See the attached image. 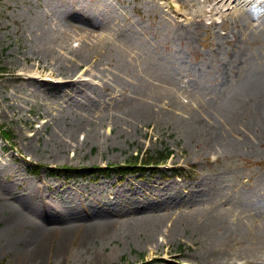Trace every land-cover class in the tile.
Listing matches in <instances>:
<instances>
[{"label":"rangeland","instance_id":"rangeland-1","mask_svg":"<svg viewBox=\"0 0 264 264\" xmlns=\"http://www.w3.org/2000/svg\"><path fill=\"white\" fill-rule=\"evenodd\" d=\"M228 3L0 0V124L13 134L10 146L0 139V164L7 166L0 172V262L141 264L152 260L150 264H168L165 257L181 253L173 264H207L197 249L198 235L193 234V227L182 225L178 227V239L159 241L157 248L154 240L164 237V233L150 239L152 229L120 225L114 229V239L99 237L85 245L81 244L80 229L68 233L71 235L63 247L61 234L55 231L43 257L28 253L24 239L45 226L41 212L46 214V203L78 205L79 201L121 188L129 190L124 191L127 195L137 191L131 200H140L136 208L154 206L161 200L165 206L177 193L185 196L186 192L192 197L201 195L206 201L217 200L214 205L222 219L220 225L228 226L237 217L242 228V234L236 231L226 241L229 255L236 253L247 264H264V129L252 127L253 107L242 109L236 121L229 120L230 108L248 97L253 78L264 75V24L258 22L262 18L264 22V0H237L232 6ZM74 8L82 14H74ZM86 15L101 21L85 31L67 26L68 22L84 21ZM248 18L252 25L246 23ZM48 27H56L57 35L67 30L70 46L84 44L91 50L83 63L66 64L77 68L76 75L94 78L96 83L90 88L95 90L92 94L96 100L79 102L82 96L69 95L75 91L66 87L70 86L65 84L66 78L59 82L60 75H53L52 81L45 79L55 68L45 66L63 56L60 52L52 56L44 49L42 42ZM217 32L223 35L222 41H217ZM52 35L56 33L52 31ZM25 51L30 56L27 60ZM35 52L41 55L37 57ZM94 52L99 58L96 63L105 72L112 70L106 81L90 75V70L84 71L95 61ZM21 67L37 79H16L14 70ZM80 87L86 89L83 84ZM30 93V99L36 101L33 113L27 110L30 103L21 100ZM252 99L248 97L250 104ZM13 100L19 108L10 118L6 116L10 111L7 106ZM147 101L154 103L148 106L151 119L142 123L127 118L126 109ZM48 106L54 117L47 118L58 123L55 129H78L79 148L75 146L77 140H70L71 144L61 150L62 139L50 134L53 126L44 127L42 120L48 116ZM246 132L255 139L252 145H227L243 139ZM86 137L90 140L84 143ZM28 154L31 160L26 159ZM136 156L155 158L159 166L123 177L117 166ZM108 165L114 168H101ZM51 167L55 170L51 171ZM173 167H183L185 173L174 175ZM129 178L133 182H128ZM21 195L25 198L20 200ZM119 200L128 202L124 197ZM255 201L257 211L250 212ZM202 206L190 200L174 211L201 217L209 214ZM196 207L199 208L194 210ZM58 222L71 225L66 220Z\"/></svg>","mask_w":264,"mask_h":264},{"label":"bare ground","instance_id":"bare-ground-1","mask_svg":"<svg viewBox=\"0 0 264 264\" xmlns=\"http://www.w3.org/2000/svg\"><path fill=\"white\" fill-rule=\"evenodd\" d=\"M229 3L226 5L232 6L234 3H236L237 0H228ZM223 5L225 3H222ZM213 9H215L213 7ZM212 9V11H214ZM74 14H82L81 10L78 8L73 9ZM235 11V10H234ZM256 17V16H254ZM69 18V16H67ZM261 21H257L259 23L264 24L263 18L260 19ZM101 20L94 19L91 16L85 17L84 21H81L79 23L73 24L71 22H68V27H76L78 30H90V26H97L100 23ZM215 21V20H214ZM247 24L252 25V20L250 18L247 19ZM89 26V27H88ZM88 27V28H86ZM46 37L44 36V41L42 42V45L46 52H50L52 56L55 55V53H62L63 56L59 58H53L52 61L46 65L45 67L50 68L55 66V68H52L51 72L49 73V77L45 78L47 81H52V76L57 74L60 75L59 82L63 83L65 80L62 78H66L68 81L65 82L67 88L74 90L75 94L68 93L72 97L76 98V94L82 96L81 99H79V102L82 99L85 100H96L97 97L92 94L96 93L95 90L90 88L93 84L96 82H90L85 77H88V74L81 73L80 75H76L75 69H77L75 66L68 65L66 62H72V61H78V65L83 63L84 59L91 53V50L87 48L84 44L79 45V47L74 48L73 46L69 45V37L67 30H63L60 35H57L58 30L56 27H48L46 28ZM44 31H41V34L44 35ZM52 31L56 33V35H52ZM218 33V32H217ZM217 41H222L223 35L218 33ZM221 36V37H220ZM95 44V43H94ZM94 44L93 47L95 46ZM220 43L218 42L217 45ZM65 50V51H64ZM64 51V52H62ZM90 52V53H89ZM95 53V52H94ZM93 53V54H94ZM69 54V56L67 55ZM34 55L39 57L41 54L38 52H35ZM24 59L27 60L30 56L25 51V54H23ZM94 57L96 58L95 61H92L91 67L87 68L84 71L90 70V75L93 76V74L96 77H99L102 80H105L106 78H109V74L112 73V70L109 69L108 72H105V68L100 67L96 62H99L98 53L94 54ZM17 61H19V58L17 57ZM39 63V62H38ZM36 66V65H35ZM40 67V65H37ZM25 68H20L15 71L16 79L22 80V81H31L36 80L37 77L33 74L24 72ZM76 77V78H75ZM74 80V81H73ZM73 81V82H71ZM85 81V82H81ZM87 81V82H86ZM106 81V80H105ZM71 82V83H70ZM83 84L86 86V89H83L80 87V85ZM43 85H47V82H44ZM107 87V85L105 86ZM32 94H28V97H22V102L29 104L30 107L27 108V110L30 113H33L35 110L33 106L36 104V101L31 100L30 97ZM248 97H252L254 100L253 103L248 102ZM248 97L244 100H241L236 106L235 104L230 108L229 113V120H235L238 115H240V111L247 107H253V113L250 118V122L252 124V127L257 129L259 126H262L264 129V75L258 74L257 79L253 78L251 85H250V93H248ZM19 98V97H17ZM154 104L153 102L147 101L142 106H135L131 107L129 109H126V116L128 119L134 118V120H148L152 118V114L150 112V108L148 106H151ZM235 106V107H234ZM105 107V106H104ZM8 109H10V113L8 112L6 114L7 117H13L11 116V113H15L18 111V108L16 106L15 100L11 101L8 106ZM50 106H48V116H45L42 120L46 126L52 125L53 130L50 133L53 137L55 134L62 139V144L64 145L61 150L67 146H69L70 140H77L76 142V148H79L81 146V143L78 139L77 132L78 129L71 126L69 128L63 127L59 129L57 128L58 123L56 124L52 122V118H47L49 116L54 117V114L49 110ZM113 116V113L111 114ZM27 121L32 122V119L28 118ZM131 120V119H130ZM236 121V120H235ZM144 122V121H143ZM142 122V123H143ZM29 124V123H28ZM31 124V123H30ZM137 122H134V125H137ZM243 125L246 126L245 130H248L247 127L249 125L244 121ZM40 127V126H39ZM38 127V128H39ZM80 128H84L82 125ZM90 129H93V126L90 125ZM113 129V127L110 129V131ZM190 136H199L195 133H191ZM90 139L89 137L84 138L83 142L86 143ZM254 137L252 135H249V133L246 132L243 139H238L237 142L233 141L232 145L227 144L229 147L237 148L239 146H247L253 144ZM209 142L206 141V145ZM74 145V144H72ZM60 150V152H61ZM26 159H32L30 157V154H28V157ZM7 166L5 164H0V172H3L5 170H2L3 168H6ZM7 169V168H6ZM128 182H133L130 178L128 179ZM127 190H122L121 188H117L116 190H112L109 195L104 196H96L94 198H91V200L83 201L81 206H83V209L86 212H91L93 214L96 213V215H92L90 217H84L81 214H78L76 212L74 213H66L62 219L59 218L57 215H49V214H43L41 212V216L45 221V226L41 227L42 229L39 231H36L29 236H27L24 239V244H26V250L28 253L32 256L37 257H43L45 254V247L48 244V242L52 239V237L57 234L56 232H60L61 234V240L60 245L63 247L66 244V241L69 239L70 235L75 230H82L81 232V244H87V242L91 239H97L99 237L106 238V239H114L117 235V231L114 229L117 226L120 225H132V226H139V227H146L148 229H152L150 232V239L154 236H156L158 233H164V237H160L154 240L156 243V248L159 245V241L169 242V240H175L179 237V226H184V228L193 227V234L198 235V238H195V242L199 243L197 246V249H199L203 255V257L206 259V263L209 264L210 262H214V264H247L246 259H243L241 257L237 258V254L233 255L232 257L229 255V252L227 251V239L235 235L236 231H238L240 234H242V228L239 227L237 223L238 218L234 217L232 220L229 221L230 224L228 226L220 225L222 222V219L220 215H218L215 212L216 206L214 205L216 202L214 201H206L203 200L199 196L192 197L191 193L186 192L187 195L182 196L181 193H177V197L170 201L168 204H165V206H162L163 200L160 202H157L156 204H153L154 206H143L141 208H136L134 205H137L140 200L131 201L134 200V196L137 195V191H133L129 195ZM202 192L203 189H200ZM120 197L128 198L127 203L119 204ZM18 198L21 200V198H25L22 195L18 196ZM28 199V198H27ZM190 200L193 202H201L204 206L200 207L202 210L204 209L206 212H209V214L203 215L201 217H195L193 216V213L188 216H183L180 212H177L174 209L180 208L179 206H182L184 203L190 202ZM29 201V200H28ZM27 202V201H25ZM218 204V203H217ZM199 207H196L194 210H196ZM256 209V201L255 204H252L249 208L250 212L255 211ZM264 210V206H263ZM257 211V209H256ZM54 214V213H52ZM91 215V214H90ZM207 216V217H205ZM261 218H264V214L261 215ZM64 220L71 223L70 227L63 225L61 222H64ZM19 221V220H17ZM170 222V225L166 224L167 222ZM186 222V223H185ZM264 225V224H263ZM40 226V225H39ZM167 227V229L164 228ZM224 228V231H221V229ZM56 231V232H55ZM132 231H129L131 233ZM68 233H71L68 235ZM74 233V232H73ZM237 234V233H236ZM155 238V237H154ZM101 239V240H102ZM231 240V239H230ZM84 241V242H83ZM29 242V243H28ZM228 242V241H227ZM187 264H191L186 262Z\"/></svg>","mask_w":264,"mask_h":264},{"label":"trees","instance_id":"trees-1","mask_svg":"<svg viewBox=\"0 0 264 264\" xmlns=\"http://www.w3.org/2000/svg\"><path fill=\"white\" fill-rule=\"evenodd\" d=\"M1 128H2L1 129L2 133L5 137L10 138V139L13 138V135L10 131L3 129V126H1ZM149 159H151V158H149ZM145 162H148V161L146 160ZM145 164H149V163H145ZM120 169H121V172L123 175H127V174L134 173L137 171L145 170L144 167H142V165L138 164L137 158L134 162H129V163L125 164L124 166H121ZM0 264H4V263L0 262Z\"/></svg>","mask_w":264,"mask_h":264}]
</instances>
